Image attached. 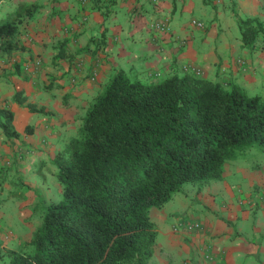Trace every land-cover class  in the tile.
Instances as JSON below:
<instances>
[{"label": "crops", "instance_id": "1", "mask_svg": "<svg viewBox=\"0 0 264 264\" xmlns=\"http://www.w3.org/2000/svg\"><path fill=\"white\" fill-rule=\"evenodd\" d=\"M31 2L37 9L15 37L22 48L0 58V106L11 110L13 140L31 149L36 169L50 162L55 170V154L118 69L140 81L197 69L249 95L264 92V37L249 50L236 24L264 21V0H0V16ZM229 74L244 81L223 79ZM148 216L156 236L146 264H264V148L225 161L218 180L181 185ZM179 216L200 221L202 230L172 232Z\"/></svg>", "mask_w": 264, "mask_h": 264}, {"label": "trees", "instance_id": "2", "mask_svg": "<svg viewBox=\"0 0 264 264\" xmlns=\"http://www.w3.org/2000/svg\"><path fill=\"white\" fill-rule=\"evenodd\" d=\"M36 9L21 3L0 19V54L22 48L14 36ZM236 24L249 50L264 37V21ZM12 100L24 99L16 91ZM0 131L18 135L6 106ZM263 148L264 92L249 95L193 71L143 82L118 69L53 158L59 198L41 206L39 224L17 248L5 249V264H146L156 236L150 207L185 182L220 179L225 161ZM6 176L0 166V186Z\"/></svg>", "mask_w": 264, "mask_h": 264}, {"label": "rangeland", "instance_id": "3", "mask_svg": "<svg viewBox=\"0 0 264 264\" xmlns=\"http://www.w3.org/2000/svg\"><path fill=\"white\" fill-rule=\"evenodd\" d=\"M18 34L19 31L14 37L18 38ZM6 57L7 55L0 54L1 62ZM236 64L238 65L237 62ZM242 77L229 74L223 79L238 80L242 84ZM151 80L153 79L143 82ZM245 86L248 87L249 84L245 83ZM13 139L0 137V166H5L7 172L6 181L0 186V264L6 263L5 249L17 248L19 241L39 224L41 206L56 201L60 196V186L53 176L52 164L44 163L43 169L31 166V154L28 153L31 149H27L26 145L21 147ZM14 153H17L16 156ZM183 184L192 185L190 182ZM18 209L22 216L18 217Z\"/></svg>", "mask_w": 264, "mask_h": 264}, {"label": "built area", "instance_id": "4", "mask_svg": "<svg viewBox=\"0 0 264 264\" xmlns=\"http://www.w3.org/2000/svg\"><path fill=\"white\" fill-rule=\"evenodd\" d=\"M80 1H83V0H80ZM166 22L163 21V23L160 25L162 27V29H167V25L165 24ZM191 23L193 24H196L197 26H200V23L195 21V20H192ZM154 27H157L158 24L157 23H154L153 24ZM184 69H188L186 66L184 67ZM194 73L195 74H198V70H194ZM202 225L200 223V221L198 220H193L189 217H181L179 216L175 221L174 223L171 225V231L174 232V233H178V232H183V233H191V232H196V231H200L202 230ZM203 253H204V257L207 258V260H210L211 258V255H210V252L207 251L206 249L203 250Z\"/></svg>", "mask_w": 264, "mask_h": 264}]
</instances>
